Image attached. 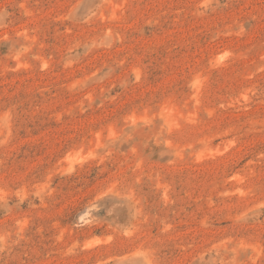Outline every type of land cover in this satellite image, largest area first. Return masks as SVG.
Here are the masks:
<instances>
[{
    "label": "rangeland",
    "instance_id": "374dc122",
    "mask_svg": "<svg viewBox=\"0 0 264 264\" xmlns=\"http://www.w3.org/2000/svg\"><path fill=\"white\" fill-rule=\"evenodd\" d=\"M0 264H264V0H0Z\"/></svg>",
    "mask_w": 264,
    "mask_h": 264
}]
</instances>
